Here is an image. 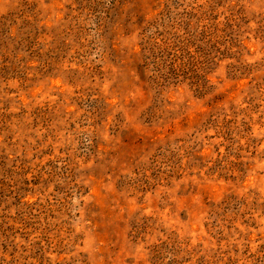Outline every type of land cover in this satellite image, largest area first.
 Returning a JSON list of instances; mask_svg holds the SVG:
<instances>
[{
	"label": "rangeland",
	"instance_id": "1",
	"mask_svg": "<svg viewBox=\"0 0 264 264\" xmlns=\"http://www.w3.org/2000/svg\"><path fill=\"white\" fill-rule=\"evenodd\" d=\"M0 264H264V0H0Z\"/></svg>",
	"mask_w": 264,
	"mask_h": 264
}]
</instances>
